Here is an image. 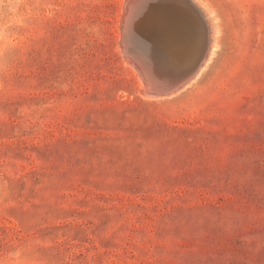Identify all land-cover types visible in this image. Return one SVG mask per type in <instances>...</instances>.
I'll return each mask as SVG.
<instances>
[{
	"label": "rangeland",
	"instance_id": "obj_1",
	"mask_svg": "<svg viewBox=\"0 0 264 264\" xmlns=\"http://www.w3.org/2000/svg\"><path fill=\"white\" fill-rule=\"evenodd\" d=\"M196 1L220 49L151 97L126 0H0V264H264V0Z\"/></svg>",
	"mask_w": 264,
	"mask_h": 264
},
{
	"label": "water",
	"instance_id": "obj_2",
	"mask_svg": "<svg viewBox=\"0 0 264 264\" xmlns=\"http://www.w3.org/2000/svg\"><path fill=\"white\" fill-rule=\"evenodd\" d=\"M121 33L122 53L151 97L182 92L210 54L212 24L195 0H131Z\"/></svg>",
	"mask_w": 264,
	"mask_h": 264
},
{
	"label": "bare ground",
	"instance_id": "obj_3",
	"mask_svg": "<svg viewBox=\"0 0 264 264\" xmlns=\"http://www.w3.org/2000/svg\"><path fill=\"white\" fill-rule=\"evenodd\" d=\"M131 0H126V2L124 3L125 6L128 2H130ZM196 1V0H195ZM197 2V1H196ZM198 3V2H197ZM199 4V3H198ZM199 6L203 9V5L201 6L199 4ZM203 11L205 12V10L203 9ZM206 13V12H205ZM207 14V13H206ZM208 18L211 21L212 24V34H211V43H210V54L206 60V62L204 63L200 73L198 74V76L188 85L187 88H190L191 86H193L201 77L202 73L207 70V68L209 67V65L212 63V61L214 60L215 56L217 55L219 49H220V44L218 41V36L220 35V30L219 27L216 26L217 24V19H213V13L208 12ZM122 36V34H121ZM126 59V58H125ZM127 61V60H126ZM127 63H130L127 61ZM131 64V63H130ZM143 83V82H142ZM144 85V84H143ZM143 85L141 86V88H144ZM141 92V91H140ZM145 96V95H144ZM162 99V98H161ZM155 100V99H154ZM158 100V99H157Z\"/></svg>",
	"mask_w": 264,
	"mask_h": 264
}]
</instances>
